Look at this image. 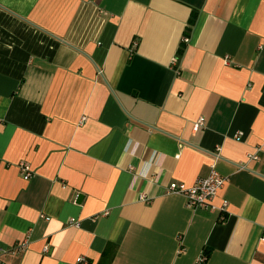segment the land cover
Here are the masks:
<instances>
[{"label": "crops", "instance_id": "crops-1", "mask_svg": "<svg viewBox=\"0 0 264 264\" xmlns=\"http://www.w3.org/2000/svg\"><path fill=\"white\" fill-rule=\"evenodd\" d=\"M213 165L224 221L167 194ZM263 238L264 0H0L4 264H264Z\"/></svg>", "mask_w": 264, "mask_h": 264}, {"label": "built area", "instance_id": "built-area-1", "mask_svg": "<svg viewBox=\"0 0 264 264\" xmlns=\"http://www.w3.org/2000/svg\"><path fill=\"white\" fill-rule=\"evenodd\" d=\"M184 42H189L188 38H184ZM205 124V121L203 118H200L195 126L194 129L198 131L201 129ZM216 159H219L218 154L215 155ZM249 158L258 160L259 157L257 155H250ZM20 172L22 173V176L24 180L29 181L32 177V167L29 163H21L19 165ZM133 169V168H132ZM229 182V179L227 177H223L216 169L215 165H213L212 170L208 177L205 178H199L196 183L192 186H187L183 183H177L173 182L171 183L167 188V194L168 195H179L184 197L186 201V206L193 211H196L198 209H205L210 211H218L221 213L222 218L221 220L226 219V213L229 207V202L225 199L221 200V205L217 206L215 204L216 200L219 198L220 193L226 188L227 184ZM144 201H147L144 199ZM104 215H107L105 213ZM99 215V216H104ZM96 217L95 219L99 218ZM69 225H73L76 227H79L80 224L78 221L72 219L69 222ZM264 240V238H263ZM29 246V239H25L22 242H19L9 251L11 254H18L24 250H26ZM50 244L45 245L43 252L44 253H50ZM180 251L179 253H181ZM207 256L202 255L198 259L199 264H203L207 261ZM78 264H89V261L85 259L84 257H80L77 259ZM0 264H4L2 259L0 258Z\"/></svg>", "mask_w": 264, "mask_h": 264}, {"label": "trees", "instance_id": "trees-1", "mask_svg": "<svg viewBox=\"0 0 264 264\" xmlns=\"http://www.w3.org/2000/svg\"><path fill=\"white\" fill-rule=\"evenodd\" d=\"M183 52L181 51L180 54H182Z\"/></svg>", "mask_w": 264, "mask_h": 264}]
</instances>
